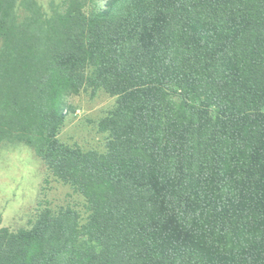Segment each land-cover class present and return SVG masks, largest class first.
I'll list each match as a JSON object with an SVG mask.
<instances>
[{"label": "trees", "instance_id": "16d2710c", "mask_svg": "<svg viewBox=\"0 0 264 264\" xmlns=\"http://www.w3.org/2000/svg\"><path fill=\"white\" fill-rule=\"evenodd\" d=\"M116 98L107 151L70 98ZM87 200L0 228V264H264V0H0V145Z\"/></svg>", "mask_w": 264, "mask_h": 264}, {"label": "rangeland", "instance_id": "374dc122", "mask_svg": "<svg viewBox=\"0 0 264 264\" xmlns=\"http://www.w3.org/2000/svg\"><path fill=\"white\" fill-rule=\"evenodd\" d=\"M38 1L49 6L52 0ZM98 1L104 7L105 0ZM69 102L74 111L66 118L60 140L70 147L105 153L109 135L99 124L115 108L116 98L103 89L88 88ZM68 209L82 222L89 215L85 197L56 176L33 148L24 143L0 145V228L30 229L44 211L58 214Z\"/></svg>", "mask_w": 264, "mask_h": 264}]
</instances>
